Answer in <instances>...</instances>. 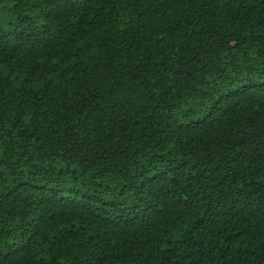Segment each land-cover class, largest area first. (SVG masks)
<instances>
[{
    "label": "trees",
    "instance_id": "obj_1",
    "mask_svg": "<svg viewBox=\"0 0 264 264\" xmlns=\"http://www.w3.org/2000/svg\"><path fill=\"white\" fill-rule=\"evenodd\" d=\"M0 264H264V0H0Z\"/></svg>",
    "mask_w": 264,
    "mask_h": 264
}]
</instances>
